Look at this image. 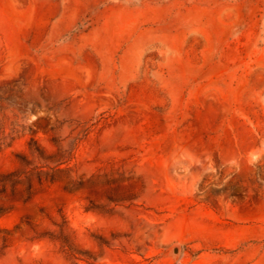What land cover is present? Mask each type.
<instances>
[{
	"label": "rangeland",
	"instance_id": "rangeland-1",
	"mask_svg": "<svg viewBox=\"0 0 264 264\" xmlns=\"http://www.w3.org/2000/svg\"><path fill=\"white\" fill-rule=\"evenodd\" d=\"M32 141L0 264H264V0H0V172Z\"/></svg>",
	"mask_w": 264,
	"mask_h": 264
},
{
	"label": "trees",
	"instance_id": "trees-1",
	"mask_svg": "<svg viewBox=\"0 0 264 264\" xmlns=\"http://www.w3.org/2000/svg\"><path fill=\"white\" fill-rule=\"evenodd\" d=\"M80 140L77 138L75 143ZM69 152H58L57 154H47L35 141L30 144L32 155L43 161V165H34L23 157H20L22 168L12 172H0V194H15L21 191L26 200L32 198L34 186H42L45 183H54L56 174L61 172L65 165L72 158L75 148ZM53 165V167H51ZM48 169V170H44ZM2 211L0 207V212Z\"/></svg>",
	"mask_w": 264,
	"mask_h": 264
}]
</instances>
